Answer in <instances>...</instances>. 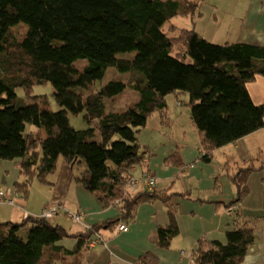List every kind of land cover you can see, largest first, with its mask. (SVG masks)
Returning <instances> with one entry per match:
<instances>
[{
	"label": "trees",
	"instance_id": "1",
	"mask_svg": "<svg viewBox=\"0 0 264 264\" xmlns=\"http://www.w3.org/2000/svg\"><path fill=\"white\" fill-rule=\"evenodd\" d=\"M198 5L199 0H0V160L12 161L24 175L13 188L25 196L31 181H45L61 158L73 181L102 207L118 209L115 218L81 234L38 216L0 222V264H71L63 255L73 251L56 244L53 236L90 241L104 226L118 229L132 222L140 204L155 200L167 205L170 219L157 227L152 240L168 248L179 232L176 207L168 201L173 193L155 189V184L150 189L142 182L131 185L130 180L136 178L131 170L145 158L138 133L153 114L167 123L170 94H189L204 163L212 160L215 150L263 127L264 104L253 102L247 84L264 75V45L217 44L192 28L171 23L177 15L194 16ZM95 39L113 55L114 68L128 78L103 81L108 65L96 58ZM77 60L86 62L81 69L74 66ZM47 82L60 110L50 109L44 95L32 93L34 85ZM127 86L134 96L117 107ZM18 88L31 103L17 96ZM68 113L82 114L87 128L73 127ZM27 124L44 135L33 140L31 132L25 134ZM176 158L173 154L166 161L180 165ZM259 160L245 165L233 159L223 162L234 188L227 204L233 225L225 231L224 243L199 239L194 249L197 264L243 260L264 219L240 208L250 189V173L264 168V159ZM145 174L154 176L144 172L138 179ZM137 185L142 189L135 190ZM214 191H220L217 178ZM148 256L136 262L151 261Z\"/></svg>",
	"mask_w": 264,
	"mask_h": 264
},
{
	"label": "crops",
	"instance_id": "2",
	"mask_svg": "<svg viewBox=\"0 0 264 264\" xmlns=\"http://www.w3.org/2000/svg\"><path fill=\"white\" fill-rule=\"evenodd\" d=\"M188 16L190 26L172 24L192 28L217 44L245 42L264 45V0H199L196 14ZM247 90L255 104H264V75H257L255 80L249 82ZM174 95L180 104H175L174 97L168 96L166 114L176 119L173 121L167 117V123L163 124L160 117L157 119L153 114L138 133V142L145 158L142 164L131 170V175L135 177V173L139 172L141 177L144 172H150L156 178L155 189H168L173 193L168 201L176 207L178 234L170 240L168 248H161L153 242L157 227L166 225L170 219L167 205L155 200L137 207L127 231H118L115 225L100 228L99 241L90 243L95 235L91 236L90 241H81L75 236H53L56 244L73 251V254L63 255L64 260L71 264H139L137 259L148 253L147 259L151 261L145 264H197L194 249L200 238L225 242V231L233 225L232 212H229L227 204L233 198L234 188L223 162L233 159L237 164L245 165L251 159L256 164L260 162L259 159H264V125L236 142L215 150L212 160L204 163L199 152V134L192 122L190 109H181L185 104L190 108L189 94ZM179 96H182V100ZM173 154L180 165L166 161ZM5 166L12 168L0 160V168L7 171ZM16 167L18 175L16 172L17 179L14 181H22L19 166L14 164L13 170L16 171ZM2 169L0 183L3 176L7 177ZM260 171L264 172V168ZM216 178L220 185L219 192L214 191ZM140 189L141 185L135 188L137 191ZM248 194L241 202L242 211L264 217V195L255 204L251 203ZM50 204H57L60 209L49 221L61 225L71 234L84 233L86 227L118 215L115 206L102 207L92 193L73 181L70 168L59 158L55 171L49 173L45 181L33 179L28 193L25 196L20 194L14 205L0 203V222L20 223L28 215L37 217ZM235 208L238 207H231L232 210ZM68 212L81 213V222L70 224ZM239 264H264V219L262 226L255 230L254 241Z\"/></svg>",
	"mask_w": 264,
	"mask_h": 264
},
{
	"label": "rangeland",
	"instance_id": "3",
	"mask_svg": "<svg viewBox=\"0 0 264 264\" xmlns=\"http://www.w3.org/2000/svg\"><path fill=\"white\" fill-rule=\"evenodd\" d=\"M189 19H190L189 16L177 15L176 17H173L171 19V23H174V24H176L178 26H181V27H183V26L187 27V26H190V24H191ZM93 43L95 44V46H97L95 48V50H96V58L99 61H101V62H103L105 64L107 63V65H108L106 67V72H105V76H104V79H103L104 82H106V81H108L110 79L125 80L126 77L128 78L130 76L127 73H120L114 68V65H113L114 57L110 53V51L106 48V46L100 40L95 39L93 41ZM85 63L86 62L84 60H77L76 62H74V66L76 68H78V69H81L85 65ZM16 93H17V96L19 98L23 99V101H26L27 103H31L32 102V99L30 97L26 96V94H25V92H24V90L22 88H18L16 90ZM32 93L34 95H44L46 97V100L48 102V105H49L50 109H52L53 111L60 110V107L58 106V104L55 101V97H54V94H53V89H52V86H51V84L49 82L44 83V84L34 85L33 89H32ZM133 96H134V93L132 92V89L127 86L125 88V90L123 91V93H121L119 95V99L116 100L117 102H116L115 105L117 107L125 106V103H127L128 101L130 102L132 100ZM169 96L171 98L174 97V103L178 105V100H176L177 96L175 97L174 94H170ZM170 97H169V99H170ZM181 97L182 96H179L180 100H182ZM182 107L183 108H181V109H186V111H188L190 109L189 107L186 106V104L184 106H182ZM189 112H190V110H189ZM155 115H156L157 119H158V117H160V115L157 114V113L154 114V116ZM171 116H170V114H167V117L174 121L176 119V117H174V116L171 117ZM68 118H69V121H70L71 125L73 127H75L76 129H85V128H87V125L85 124V122L83 120L82 114L74 115V114L68 113ZM28 132H31L32 133V139L33 140H37V141L40 139L42 134L44 135V132H43L42 129H40V128L36 127V126L30 125V124H27L26 128H25V134H27ZM3 162H5L6 165H11L12 168H8V167L5 166V169H7V171H5L4 169L0 168V169H2L3 174L7 176V177H5V176L2 177V180H1V183H0V190H6L7 188L14 189L13 186H12V181L17 179L16 172H17V175H18V168L16 167V171L13 170L14 164H13L12 161L4 160ZM20 176H21L20 180H23L24 179V175L20 174ZM135 177H140L139 172L135 173ZM134 179L136 180L135 184H137L138 182H142L143 183V181H140V179H138V178H134ZM6 183L9 184L8 185L9 187L6 186ZM248 184L250 186V189H249L250 194H248L249 195L248 197H249V199H252L251 203L252 202H256L255 204L259 203L261 201V199H262V196L264 195V172L260 171V170L259 171L255 170V171L251 172L250 176L248 178ZM68 219L70 220V224L72 222H74L70 217H68ZM81 220H82V216H81V219H80L79 222H81ZM79 222H75V223H79ZM66 224L68 225V223H66ZM89 227H86V230H88ZM117 230L119 231V229H117Z\"/></svg>",
	"mask_w": 264,
	"mask_h": 264
},
{
	"label": "built area",
	"instance_id": "4",
	"mask_svg": "<svg viewBox=\"0 0 264 264\" xmlns=\"http://www.w3.org/2000/svg\"><path fill=\"white\" fill-rule=\"evenodd\" d=\"M140 181H143L142 185L148 189L152 188V186L155 184V178L152 175L145 174ZM136 180L132 179L130 181L131 185H135ZM18 193L15 189L7 188L6 190H0V203H6L9 205H14L16 198L18 197ZM59 205L57 204H50L45 206L38 217H42L45 219H51L53 218L58 212H59ZM68 216L74 221L79 222L81 219L82 214L79 212H68ZM119 231H126L128 230V224L127 223H121L118 226ZM101 239L100 234H96L94 241ZM92 241V242H94ZM91 242V243H92Z\"/></svg>",
	"mask_w": 264,
	"mask_h": 264
}]
</instances>
